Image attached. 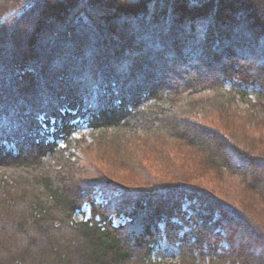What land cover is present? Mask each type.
I'll return each mask as SVG.
<instances>
[{
	"label": "trees",
	"instance_id": "1",
	"mask_svg": "<svg viewBox=\"0 0 264 264\" xmlns=\"http://www.w3.org/2000/svg\"><path fill=\"white\" fill-rule=\"evenodd\" d=\"M76 42L82 59L59 60ZM80 124L141 189L80 180L66 155ZM263 129L256 0H0V170L16 174L0 185V264H169L162 241L177 264H264ZM133 140L179 144L199 169L158 181ZM204 176L236 179V203L191 184Z\"/></svg>",
	"mask_w": 264,
	"mask_h": 264
},
{
	"label": "rangeland",
	"instance_id": "2",
	"mask_svg": "<svg viewBox=\"0 0 264 264\" xmlns=\"http://www.w3.org/2000/svg\"><path fill=\"white\" fill-rule=\"evenodd\" d=\"M61 42L62 41H59L57 44L60 43L61 45ZM76 45L77 47L73 46V50H69V55H52L53 57L59 56L58 58H60L59 60L61 61L66 59L79 61L87 51V47L81 46V44H78V42H76ZM57 47L54 49L56 50ZM61 64L62 63H60V65ZM105 73L109 74L110 72L105 71ZM116 99H118V97ZM243 110L244 108L242 106H238L237 111L235 112L239 113ZM222 115V118L227 120V117H229V112H225ZM212 119V115L204 117V120L207 124L211 123ZM104 143H106L104 138L95 139V137H91L84 124H80L76 127L73 139L68 149L69 153H66V155L72 156V160L77 162L80 170V180L84 181V183L101 181L115 188L118 187L128 193L139 189L141 186L140 181L143 180L144 176L135 169L131 170L129 168H125V164L123 166L125 159L121 158L123 155H116L115 151L112 150L111 147L105 148ZM60 144L61 147L64 146L63 143L60 142ZM130 145L132 147L131 150L135 159L137 158L138 160H136V162H138L141 167L149 173V175L151 174L158 181H163L161 179H169L171 174L175 172L177 168H181L184 174L187 173V171L190 172V170H193L191 168L195 167V164L197 163L196 161L198 160L190 153L184 151L179 144L172 145V143H167V146L161 147L160 145H163V142H161L157 147V145L155 143L153 144L152 141L142 142L133 140L130 142ZM198 169L199 166L196 164V171ZM15 175L16 174L12 173V171H1L0 185H2L4 182L9 184L10 177ZM192 180V185L209 190L215 194V196L217 195L222 200L232 204L236 203L240 193L237 180L233 177L231 178L230 176H224L220 180H213L207 176H204L197 181L194 179ZM97 201H101L102 203L100 195L97 197ZM87 218H89V208L87 206H84L81 211L76 213L74 216V220L77 222ZM120 221L122 220L119 219L118 221H115V224H118ZM160 249L162 250V257L164 258L165 262L169 264H177L178 250L176 246H170L168 243H166V241H162L160 244Z\"/></svg>",
	"mask_w": 264,
	"mask_h": 264
},
{
	"label": "snow or ice",
	"instance_id": "3",
	"mask_svg": "<svg viewBox=\"0 0 264 264\" xmlns=\"http://www.w3.org/2000/svg\"><path fill=\"white\" fill-rule=\"evenodd\" d=\"M256 4L261 10H264V0H256Z\"/></svg>",
	"mask_w": 264,
	"mask_h": 264
},
{
	"label": "bare ground",
	"instance_id": "4",
	"mask_svg": "<svg viewBox=\"0 0 264 264\" xmlns=\"http://www.w3.org/2000/svg\"><path fill=\"white\" fill-rule=\"evenodd\" d=\"M112 96L114 95L113 93L111 94ZM97 105L95 107H91L90 109H88V112H93L96 109Z\"/></svg>",
	"mask_w": 264,
	"mask_h": 264
}]
</instances>
